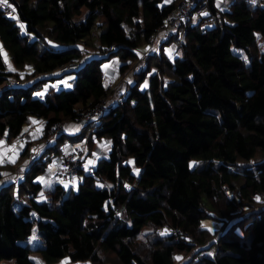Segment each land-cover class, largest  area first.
<instances>
[{"label": "trees", "instance_id": "1", "mask_svg": "<svg viewBox=\"0 0 264 264\" xmlns=\"http://www.w3.org/2000/svg\"><path fill=\"white\" fill-rule=\"evenodd\" d=\"M4 1L0 84L18 71L26 82L0 89V138L14 140L32 117L41 119L37 141L52 122L62 130L15 188L0 187V261L35 264L37 252L42 264H264V51L256 42L264 38V0H230L236 12L206 0L203 16L192 7L166 32L181 0ZM72 56L77 68L54 71ZM110 63L116 86L130 70L134 82L97 118L64 133V122L108 100ZM71 71L67 86L53 79ZM42 83L41 96L32 95ZM63 137L85 145L91 171L38 199L37 177ZM94 139L107 148L91 159ZM206 217L219 226L203 227ZM31 231L40 245L26 242Z\"/></svg>", "mask_w": 264, "mask_h": 264}, {"label": "built area", "instance_id": "2", "mask_svg": "<svg viewBox=\"0 0 264 264\" xmlns=\"http://www.w3.org/2000/svg\"><path fill=\"white\" fill-rule=\"evenodd\" d=\"M199 2L195 6L196 2ZM7 5L6 0L3 5ZM10 5V3H9ZM207 6L206 0H181L175 6V9L171 12L167 21L164 23V32L169 31L173 21L177 18L183 20L187 17L190 9L194 7L195 14L204 15L205 7ZM10 7L6 8L5 15L11 14ZM202 25L209 24V19H203L201 21ZM78 67V58L76 56L69 57L65 62L57 65L54 69L55 72L61 73L70 69H75ZM22 75V74H21ZM21 80L18 77H6L3 81L1 88L9 86H19L22 85ZM26 81V80H25ZM111 105L109 100H99L91 107H88L81 111L79 115L73 120L78 126L83 125L87 120L97 118L101 113L105 112ZM41 128V127H40ZM62 130V122H52L46 129L47 135L55 134V132H60ZM39 132H42L39 129ZM24 132L18 133L14 140H17L22 146L25 145L23 140H25ZM3 142H7L5 135L1 136ZM29 150V147L27 148ZM35 155L33 156V158ZM84 147L80 142H74L69 138H61L56 145V151L51 155L49 160V166H52L50 171L54 179H57L64 188H73L76 185L78 179L79 170L88 173L91 171V166L89 161L84 158ZM5 157H1L0 160L3 161Z\"/></svg>", "mask_w": 264, "mask_h": 264}, {"label": "rangeland", "instance_id": "3", "mask_svg": "<svg viewBox=\"0 0 264 264\" xmlns=\"http://www.w3.org/2000/svg\"><path fill=\"white\" fill-rule=\"evenodd\" d=\"M229 2H230V0H223L222 1V4L224 6H227L229 9H231V11L233 10V12L240 11L239 9H237L235 7V5L228 4ZM251 3H253V0H250V4ZM20 32H23V28H20ZM256 42H257L258 49L260 51H264V38H263V36L261 34H258L257 35ZM165 47L167 49V52H172L174 50V48H175V41L170 40L165 45ZM231 49L233 51H237V53L242 58L246 59L244 52L240 48H236V47L231 46ZM141 50H142V46H139L137 48V51H141ZM114 62H116V61H114ZM6 68L7 69H11L10 63L8 61L6 62ZM104 72L106 74L103 77L104 83H108L111 86H114L115 87V89L113 90V92L110 95L107 96V99L110 100L111 102L115 100V96H117L116 94L122 92V88H126V87H128L129 85H131L134 82L133 81V78H132L134 75H133L132 70H130L127 74L123 75V78L121 79L120 83L116 86V84L118 83V76H117V73H116L117 72V68L115 67V65L113 63H110L109 65H106V67H104ZM18 73H19L18 74V78L21 80L20 82L22 84H24L26 81H25V79L22 78V75H21L22 72L21 71H18ZM73 76H74V73L71 71V72L63 73L61 76H57V77H55L53 79L56 80L57 82H60L61 83V86H64V85L67 86L69 79L72 78ZM2 83L0 84V89H1ZM49 83L50 82H44V87L48 86ZM57 85L59 86L60 84H57ZM57 85H54L53 87L55 88ZM145 85H146V80H145V78H143L142 80L139 81L138 87L142 89L143 87H145ZM44 87H43V83H42L39 88L35 89L32 92V95H34V96L35 95L36 96L37 95L38 96H41V94L44 91ZM24 127H25V124L22 125V128H24ZM29 139H27V140L25 139V140H23V142L26 144ZM70 140H72V139H70ZM52 141H53V135H47L45 137V144H51ZM72 141H74V140H72ZM74 142H76V141H74ZM3 143L4 142L0 138V147H1L0 148V154H1V150H4L5 152L7 150L6 149V146ZM84 146L85 145H83V147ZM22 148H23V146H22ZM106 148H107V142L105 143V141L104 140L102 141V139H94L91 142L90 146H89L90 151H89L88 156L91 159H93V153H94V155H97V156L105 155ZM85 149H86V147H85ZM37 153H38V149L37 148L36 149L29 148V153L27 155H25V156H21L23 160H26L25 167H23V170H22V173L21 174H23V172H24V170H25L28 162L31 159H33V156L34 155H35V157L37 156ZM17 156H18V154L15 156V158L13 156H11V158H9V159H7V157H5V159L3 161L0 160V170L1 169H4V170L7 169V170H9V166H10L9 163H11L13 160H15ZM1 157H3V156H0V158ZM11 165H13V164H11ZM40 175L37 177V179H39V180H40ZM14 179L6 178L4 180L5 181L4 182V185H10L11 184L12 187H13L15 185V183L17 182V180H18V179L17 180H14ZM54 183H59V182H58L57 179L50 178L49 180H47V182L44 184V186H43V184H41V188L44 189V191L40 190L39 193H38V195H37V198L38 199H42V198L46 199L47 196L50 194V193L47 192L46 187L48 186L50 188ZM13 188H15V187H13ZM25 201H26V199L22 197L21 198V201H18V202H25ZM200 222H201V224H202L203 227H206L210 231L213 228L215 229V228H217L219 226L218 221H215V220H213L211 218H208V217L203 218ZM149 228H150L149 226L144 225V226L141 227V232L147 231V230H149ZM25 240H26V242L29 245H32V246H34V245H40V243H41V240L38 239V237L35 235V233L33 231L30 232V234L26 237ZM30 258L34 261L35 264H42L37 252H31L30 253ZM179 259L181 260L182 258H179ZM179 262L180 261H176L175 263H179ZM0 264H12V261L11 260H1L0 261ZM53 264H90V263L87 260L81 262V261H67L66 259H62V260H59L58 262L53 263Z\"/></svg>", "mask_w": 264, "mask_h": 264}, {"label": "crops", "instance_id": "4", "mask_svg": "<svg viewBox=\"0 0 264 264\" xmlns=\"http://www.w3.org/2000/svg\"><path fill=\"white\" fill-rule=\"evenodd\" d=\"M40 126H41V119L37 118V117H32V118H30V120H28L27 123H25V127L23 128L24 129L23 132L25 133L24 136H25L26 140L30 138L27 141L29 143L28 144L29 148L39 149V148H42L43 146L46 145L44 140L37 141V139H36L37 136H39V134H40V132H39ZM77 130H78V125L75 124L74 122H71V121L64 122V124H63L64 133H74ZM3 144L6 146L7 150H6V152L4 150H1L0 156L7 157V159L11 158V156H13L15 158V156L17 154H18V156L16 157L15 160H13L11 163H9V165H10L9 170H7V169H5V170L1 169L0 170V187L4 185V182H5L4 180L6 178H9V179L15 178L14 180H17V179L19 180L22 176L21 173H22L23 167H25V164H26V160H23L21 157L22 146L17 140H12L6 144L5 143H3ZM93 155H94V153H93ZM95 156H97V155H94V158H95ZM11 164H13V165H11ZM51 169H52V166L48 165L46 167V169L43 170L42 174L40 175V182H41V184H43V186L47 182V180H49L50 178H53V176L50 173ZM51 187L50 188L48 186L46 187V190L48 193H50ZM40 190L44 191V189H42V188H40ZM39 191H37V192H39Z\"/></svg>", "mask_w": 264, "mask_h": 264}, {"label": "bare ground", "instance_id": "5", "mask_svg": "<svg viewBox=\"0 0 264 264\" xmlns=\"http://www.w3.org/2000/svg\"><path fill=\"white\" fill-rule=\"evenodd\" d=\"M10 9H12V8H11V5H10Z\"/></svg>", "mask_w": 264, "mask_h": 264}]
</instances>
